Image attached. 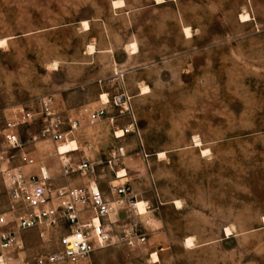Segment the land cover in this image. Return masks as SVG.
Masks as SVG:
<instances>
[{"label": "rangeland", "instance_id": "obj_1", "mask_svg": "<svg viewBox=\"0 0 264 264\" xmlns=\"http://www.w3.org/2000/svg\"><path fill=\"white\" fill-rule=\"evenodd\" d=\"M2 39L0 151L6 121L25 107L35 119L19 128L23 151L61 173L63 142L42 136L36 113L40 98L70 86L77 127L66 141L79 146L70 163L90 160L109 200L126 184L146 202L144 215L125 204L111 217L115 234L136 227L146 245L120 241L76 264H145L159 245L165 264H264V0H0ZM104 92L111 103L92 122L95 107L80 105ZM11 154L0 164V211L2 169L25 163ZM70 180L88 183L78 172ZM20 236L7 264H35L56 246L37 229Z\"/></svg>", "mask_w": 264, "mask_h": 264}, {"label": "built area", "instance_id": "obj_2", "mask_svg": "<svg viewBox=\"0 0 264 264\" xmlns=\"http://www.w3.org/2000/svg\"><path fill=\"white\" fill-rule=\"evenodd\" d=\"M39 111L36 113L42 121V136L56 143L65 142L62 127L65 120L54 107L50 96L40 98ZM102 108L91 114L92 122L106 115ZM35 113L22 107L6 121L2 135L6 149L0 151V164L9 162L19 150L24 164L2 169L3 182L7 197L3 211H0V258L22 244V231L37 229L45 241L56 240L53 250L35 258V264H76L90 258L97 250L124 241L128 246H143L148 243L146 235L138 228L124 230V237L114 233L112 214L125 204L136 207L134 195L129 193L126 184L115 187V199L109 200L101 191L96 180L94 164L85 159L78 165L62 161L63 175L80 173L92 176V180L83 186L57 185L46 165L40 164L38 172L27 173L23 167H33L35 160L23 151L19 128L35 119ZM71 130L76 123L69 120ZM113 160L124 155V148L111 152ZM168 247L159 245L149 253L145 264H165L161 254ZM156 256V258H155Z\"/></svg>", "mask_w": 264, "mask_h": 264}, {"label": "crops", "instance_id": "obj_3", "mask_svg": "<svg viewBox=\"0 0 264 264\" xmlns=\"http://www.w3.org/2000/svg\"><path fill=\"white\" fill-rule=\"evenodd\" d=\"M133 54H136V53H133L132 52L130 55H133ZM116 75H120V74H116ZM70 92H71L70 86H67L66 88L64 87L61 90H57V92L54 95H52L51 98L53 99L55 106L62 107L63 108V109H60L59 108V110H61V111L67 110L66 114H64L63 112L61 113V114H63L62 116L64 117V119H67L68 118L69 120H71V122H74V118H73L72 112L70 110H72L71 107H73L75 105L71 102V99H72L73 96H72V94ZM103 94H107L108 97H109V93L108 92L99 93L98 96H100V97H98V96L93 97L92 100L85 101L80 106H82V108H89L90 106H94L95 108H94V110L91 111V114L93 112H96V111L102 109V108H105L107 104H110L111 103V99L109 97V102L108 103H104L103 100H102V95ZM89 117H90V115H89ZM70 133H74V130L73 131H69L68 133L67 132L65 133L66 139H67V136ZM77 151H73V152L67 153L66 155L62 156V159L63 160L65 159V160L71 162V160L73 159V157L77 154ZM83 160H85V158H83L81 161H83ZM60 161H61V156H60ZM81 161H79L78 163H71V164L72 165H78ZM54 164H56V163L52 161L49 164H45L44 163L43 165H46L47 166V168L49 170V173L53 177V182L55 184H57V185H72V186H78V185H75V184L71 183L70 176L72 174L69 175V176H65V175H63V171L61 173L55 174L54 171H56V169H55V165ZM18 165H21V163H19V164L17 163L16 165H13L12 164L11 167H16ZM39 166H40V164H36L33 167L25 166V167H23V169H27L28 168V170H26L27 173H34V172H38V169H39L38 167ZM61 167H62V161H61ZM62 170H63V168H62ZM87 178H88V181L92 180V176H88L87 175ZM83 185H85V184H81L79 186H83ZM161 260L163 261V263H165L164 260L162 259V257H161Z\"/></svg>", "mask_w": 264, "mask_h": 264}, {"label": "bare ground", "instance_id": "obj_4", "mask_svg": "<svg viewBox=\"0 0 264 264\" xmlns=\"http://www.w3.org/2000/svg\"><path fill=\"white\" fill-rule=\"evenodd\" d=\"M114 5L115 6H123V2L122 1H114ZM241 18H242V21H248L251 19L250 15L249 14H242L241 15ZM83 28L85 30H89L90 29V26H89V23L88 21H83ZM185 33L188 35V36H191V31H190V28L189 27H185ZM6 43V39H2L0 40V45L1 44H5ZM132 45V44H131ZM130 47V50L133 51V53H136L137 52V46L136 44H133L132 46H129ZM90 50L94 52V47L91 46L90 47ZM54 66V69H57V63L53 65ZM150 91L149 87L148 86H145L143 87L142 89V94L143 93H148ZM102 100L104 103H108L109 102V97L107 94H103L102 95ZM125 130H119L117 132V137H122L125 135ZM79 150V146H78V143L77 141L75 140H72V141H65L63 142L60 147H58L57 149V152L59 154V156H64L66 155L67 153H70V152H73V151H77ZM160 155H164V153H160ZM127 175V172L126 170H122L120 171V173L118 174L117 178H121V177H125ZM177 204H178V207H180V203L179 201H177ZM181 208V207H180ZM136 209H137V212L138 214L140 215H144L146 213H148V210H147V207H146V202L145 201H138L137 204H136ZM226 234L229 236L232 234V231L231 229H227L226 231ZM194 244L193 242V239L192 237H189L187 240H186V245L187 246H192ZM0 264H7L5 262V260H2V258H0Z\"/></svg>", "mask_w": 264, "mask_h": 264}]
</instances>
